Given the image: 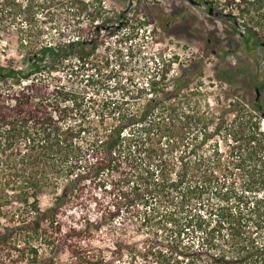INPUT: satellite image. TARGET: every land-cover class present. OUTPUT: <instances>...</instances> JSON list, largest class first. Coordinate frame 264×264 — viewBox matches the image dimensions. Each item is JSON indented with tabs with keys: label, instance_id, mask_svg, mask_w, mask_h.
<instances>
[{
	"label": "trees",
	"instance_id": "trees-1",
	"mask_svg": "<svg viewBox=\"0 0 264 264\" xmlns=\"http://www.w3.org/2000/svg\"><path fill=\"white\" fill-rule=\"evenodd\" d=\"M24 3L0 0V264H62L64 255L70 264H264L263 100L203 101L204 82L191 87L203 67L171 76L177 60L162 51L143 84L120 80L123 95L92 111L53 81L93 69L125 15L93 25V41L83 28L50 41L21 25ZM224 7L247 45H264V0ZM8 31L20 59L5 64ZM116 66L111 79L123 70ZM132 80L137 89L126 86ZM223 131L227 158L207 150ZM183 212L200 239L182 246L179 232L168 255L149 239L151 222Z\"/></svg>",
	"mask_w": 264,
	"mask_h": 264
},
{
	"label": "rangeland",
	"instance_id": "rangeland-1",
	"mask_svg": "<svg viewBox=\"0 0 264 264\" xmlns=\"http://www.w3.org/2000/svg\"><path fill=\"white\" fill-rule=\"evenodd\" d=\"M195 1L200 5L188 0H35L34 8H29L25 0L19 21L24 28L43 30L42 40L78 38L83 28L85 32L81 37L93 41V25L101 23L105 17L120 21V14L125 15L122 23H116L118 35L107 39L95 54L93 69L66 70L53 81L78 95L83 107H91L92 111L101 108L103 101L123 95L120 80L126 82L128 77L133 76L135 81L143 84L162 51L167 59L173 57L177 60L172 66L171 76L181 74L182 69L189 72L203 67V77H196V82L191 85L196 88L197 82H204L199 90L205 96L200 94L197 98L203 101L209 98L215 105L218 99L223 101L226 96H231L232 102L245 97L248 100L259 97L264 102V45H247L243 39V28H237L231 17L211 16L209 12V7H214L215 12L228 13L232 9L224 6L236 8L238 3L245 4V0H208L207 6L200 0ZM26 17H32V20L28 22ZM236 18L241 23L250 19L247 14H239ZM145 22L149 25L144 26ZM64 29L65 37L59 35ZM11 32L3 34L8 41L2 47L8 49L6 57L1 59L5 64L11 57L20 59V42ZM129 52L133 57L129 58ZM109 63L111 67L106 71ZM118 64L123 70L111 79L107 74L112 69L118 70ZM89 76L92 77L88 80ZM132 82L129 81L126 86L137 89ZM223 104L228 106L227 102ZM262 125L264 128V119ZM229 143L223 131L216 134L206 148L213 151L218 147L227 158L232 153ZM51 202L50 197H45L43 206L47 207ZM170 220H174L173 224L168 223ZM185 220L186 212L174 218H155L151 222L154 228L149 239L155 242L157 248L169 252L168 255L171 254L173 237L179 232L181 235L177 238L182 246L194 241L198 243L201 233L195 232L192 227L191 231L186 229ZM136 240H143V236ZM58 261L71 263L68 255Z\"/></svg>",
	"mask_w": 264,
	"mask_h": 264
},
{
	"label": "water",
	"instance_id": "water-1",
	"mask_svg": "<svg viewBox=\"0 0 264 264\" xmlns=\"http://www.w3.org/2000/svg\"><path fill=\"white\" fill-rule=\"evenodd\" d=\"M192 3H196L195 0H190ZM210 14H214L215 16H219V17H227L228 14L227 13H223V12H215V8L211 7L210 8ZM259 91V90H258ZM258 94L260 95V91L258 92Z\"/></svg>",
	"mask_w": 264,
	"mask_h": 264
},
{
	"label": "flooded vegetation",
	"instance_id": "flooded-vegetation-1",
	"mask_svg": "<svg viewBox=\"0 0 264 264\" xmlns=\"http://www.w3.org/2000/svg\"><path fill=\"white\" fill-rule=\"evenodd\" d=\"M190 3H192L190 0H188ZM192 4H194V3H192ZM194 5H200V2H198V1H196V3L194 4ZM208 5V3L206 4V6ZM209 8H211V7H209ZM209 12H210V10H209ZM211 16H215L214 14H210ZM228 17V16H227Z\"/></svg>",
	"mask_w": 264,
	"mask_h": 264
}]
</instances>
